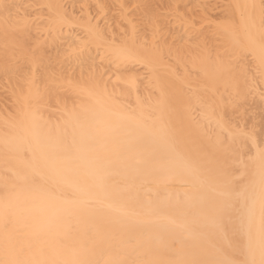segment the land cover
Masks as SVG:
<instances>
[{
	"label": "bare ground",
	"instance_id": "bare-ground-1",
	"mask_svg": "<svg viewBox=\"0 0 264 264\" xmlns=\"http://www.w3.org/2000/svg\"><path fill=\"white\" fill-rule=\"evenodd\" d=\"M72 1L0 0V264H264V0Z\"/></svg>",
	"mask_w": 264,
	"mask_h": 264
},
{
	"label": "rangeland",
	"instance_id": "rangeland-1",
	"mask_svg": "<svg viewBox=\"0 0 264 264\" xmlns=\"http://www.w3.org/2000/svg\"><path fill=\"white\" fill-rule=\"evenodd\" d=\"M69 1H71V2H70L71 4H69ZM67 2H68V4H69V6L72 5V4H74L72 0H67ZM108 4H109V3H108ZM105 6H107V3H106ZM89 7H91V6H89ZM110 7H111V8H110ZM112 7H113V5H112V6H109V8H108V6H107V8L110 9V10L108 11V10L106 9V12H105V14L108 12V13L106 14V16L109 17V16L111 15V16H110L111 19L109 18L110 20L108 19V21H107V22L110 21V22L107 24V25H109V27H107V25H106V27H103L102 24H101L102 26H101V25H100V26H101V28L103 27V30L106 31V32H104V33H107L108 36H112V34H113V37H115L116 39H118V38H119V34H120V36H121V34H122L123 32H122V33H119V31H118V33H119V34H118L117 31H116V29H115V28H117V27H115V26H119L118 24H116V21L119 20V19H118L119 15L116 14V11H115L116 8L113 9ZM91 8H92L93 10H92ZM91 8H89V11L91 12V14L94 12V15H95V11H94L95 8H93V6H92ZM28 9H29V8H28ZM76 9H77V5H76ZM111 9H113V11H112ZM91 10H92L93 12H92ZM129 11L131 12L132 9L129 10ZM110 12H111V13H110ZM117 12H118V10H117ZM105 14H104V15H105ZM118 14H119V13H118ZM92 15H93V14H92ZM116 15H117L118 17H116ZM106 16H104V17H102V18H106V20H107V17H106ZM115 17L117 18V20H116ZM100 18H101V16H100ZM120 19H121V18H120ZM100 20H101V19H100ZM106 20H105V21H106ZM111 21H112V22H111ZM120 21H122V20H120ZM113 22H114V24H116V25H114ZM33 23H34V22H33ZM111 23H112V25H110ZM34 24H36V23H34ZM121 24H122V23L120 22V26L118 27V29H119V28H122V29L125 30V28H124L125 26H122ZM124 24H125V23H124ZM124 24H123V25H124ZM113 25H114V26H113ZM104 26H105V25H104ZM112 27H113V28H112ZM36 28H37V27H36ZM105 28H106V29H105ZM37 30H38V29H37ZM111 30H112V31H111ZM124 30H122V31H124ZM120 31H121V29H120ZM32 32H33V31L30 30V31L27 32L26 34H27V35H28V33L31 34V35L34 34V35H32V37L34 36V39H35L36 37H38V36H37V33L39 32V30H38L37 33H36V31H35L34 33H32ZM113 32H115V34H114ZM31 35H30V36H31ZM25 36H26V35H25ZM27 37L30 38L29 36H27ZM25 38H26V37H25ZM25 38H24V42H25V44L28 43V45H29L30 42L34 41V39L31 38V39H28V40H30V41L27 42L28 40H27V38H26V40H25ZM38 39H39V38H38ZM38 39H37V40H38ZM43 39H44V38H43ZM43 39H42V40H43ZM31 40H32V41H31ZM40 40H41V39H40ZM20 42H22V41H20ZM35 42H36V40L34 41V45H35ZM36 43H37V42H36ZM39 43H40V41H39ZM34 45L32 44L31 46H34ZM29 46H30V45H29ZM55 47H56V46H54V45L52 46V48L56 49ZM58 47H59V46H58ZM58 47H57V49H58ZM28 48H29V47H28ZM30 48H31V47H30ZM32 48H33V47H32ZM50 48H51V47H50ZM52 48H51L50 51H49V49H48V47H47V49H48V52H47V51H45V49H46V47H45L44 52H45V55H47L46 57L48 58L50 65H51V63L53 62L52 64H54V66H55V67H54V66H51V68H52V67L54 68V69H53V68L51 69L52 71L54 70V73H53V75H54V74L57 73V71H56V69H57V68H56L57 65H55V62L53 61V60L56 59V58L53 59V57H54V55H53V53H54V49H52ZM47 49H46V50H47ZM57 49L55 50V52L57 51ZM52 50H53V51H52ZM1 51H2V50H0V52H1ZM51 51H52V52H51ZM59 52H60V51H59ZM59 52H58V53H59ZM58 55H59V54H58ZM2 56H5V55L3 54V52L0 53V60H1V61H0V65H2L1 63H3V62H2V60H3V57H2ZM51 57H52V58H51ZM55 57H57V53H56ZM52 59H53V60H52ZM3 61H4V60H3ZM56 64H57V63H56ZM50 65L48 66L49 68L47 67L49 70H50ZM58 66H59V65H58ZM23 67H24V66H23ZM55 68H56V69H55ZM139 69L141 70V67H137V70H139ZM46 70H47V69H46ZM46 70H45L44 72H42V73L39 74V80H40V81L45 77V75H46V73H47ZM103 70H104V73H105V72H106V69H103ZM58 71H59V70H58ZM77 71H79V70H76L75 73H76ZM141 71L143 72V70H141ZM141 71H140V72H141ZM49 72H50V71H49ZM49 72H48V73H49ZM55 72H56V73H55ZM60 72H61V74H62V76H63L64 73H62V71H59V73H60ZM72 72H74V71H72ZM59 73H58V74H59ZM51 74H52V73H51ZM58 74H56V76H57ZM72 74H73V73H72ZM76 74H77V73H76ZM76 74H74V76H75ZM78 75H79V74H78ZM64 76H65V75H64ZM40 77H41V79H40ZM60 77H61V76H60ZM75 77H77V76H75ZM139 77L142 78L143 76H139ZM2 78H3V77H2ZM106 78H107V76H106ZM110 78H111V77H110ZM74 79H76V78H74ZM108 79H109V78H108ZM112 79H113V78H112ZM112 79H111V81H113ZM1 80H2L3 83H2V82L0 83V100H1V101H0V104H1V105H0V106H2V105L4 106V108H3V112H4V109H5V106H6V108L8 109V110H7V109H6V110L9 111V112L6 111L7 114H8V115H9V113H12V114H13V112H14V107H13L14 100L12 99V95H11V94H13V93H11L12 89H9L11 86L8 87V85L5 84V83H6V80H4L5 83H4L3 79H1ZM7 83H8V82H7ZM111 85H112V84H111ZM42 86H43V85H42ZM2 87H3V88H2ZM4 87H5V88H4ZM61 92H63V91H61ZM61 92H57V95H58V96L61 95V96L63 97V95L60 94ZM58 93H59V94H58ZM63 94H66V95L63 97V98L65 99V102H67V100L70 101V102H67V103H72V102H73V99H71V98L68 99V97L70 96V94H69V96H67L68 94H67L66 92L63 93ZM61 96H59V97L61 98ZM60 98H59V99H60ZM61 99H62V98H61ZM64 99H62V101H64ZM60 101H61V100H60ZM250 101H251V102H248V101H247L245 104H243V105L241 104V105L239 106L240 109H242V108L245 107V105L247 104V106L245 107V109H243L242 111H244V110H246V109H247V110L249 109V111H248V112H247V110H246V112L244 111L245 113H244V115H243V117H242L244 120H239V121H241V123L244 124V128H245V129L248 128L249 130H250V128L255 127V125H259V124L261 123V121H262V118H261V114H262V113H260V110H257V109H260V108H257V107H258V104H257L256 100L253 98V100L250 99ZM253 101H254V102H253ZM1 102H2V103H1ZM51 102H52V101H51ZM3 103H4V104H3ZM250 103H252V104H250ZM55 105H56V104H55L54 102H52V103L49 102V104L47 105V106H49V107H46L47 109L50 110V112H49L48 114H51V113L53 114V113H54L55 116H56V115H57V112H58V113L60 112V111L58 110V108H57V105H56V107H55ZM242 106H243V107H242ZM254 106H257V107L254 108ZM248 107H249V108H248ZM250 107H251V108H250ZM0 109H1V108H0ZM47 109H46V111L48 112ZM255 109H256V110H255ZM1 110H2V109H1ZM253 110H254V112H252ZM242 111H241V112H242ZM255 111H256V112H255ZM6 112H4L3 114H2L1 112H0V113H1L2 115H4ZM237 112H238V111H236V112H234V113H235V115L239 116V113H237ZM239 112H240V111H239ZM249 112H250V113H249ZM251 112H252V113H251ZM236 113H237V114H236ZM248 113L251 114V115H249ZM256 113H257V114H256ZM259 113H260V114H259ZM52 114H51V115H52ZM54 114H53V116H54ZM241 114H243V113H240V115H241ZM247 115H248V116H247ZM9 116H10V115H9ZM241 116H242V115H241ZM245 116H247V117H245ZM51 117H52V116H51ZM232 117H235V116L232 115L231 118H232ZM239 117H240V116H239ZM239 117H238V118H239ZM250 117H251L252 119H251ZM253 117H254V118H253ZM238 118H237V119H238ZM242 118H240V119H242ZM246 118H247V119H246ZM255 118L258 119V120H256ZM235 119H236V117H235ZM235 119H234V120H235ZM249 119H250V120H249ZM253 119H254V120H253ZM231 120H232V119H231ZM247 120H248L249 122H248ZM252 120H253V121H256L255 124H254V122H252V123L250 122V121H252ZM236 121H237V120H236ZM236 121H233L234 124H235V123L238 124V122H236ZM244 121H245V122H244ZM243 122H244V123H243ZM246 122L249 123V124L251 123L250 126H249V125H246V124H247ZM245 123H246V124H245ZM239 124H240V123H239ZM239 124H238V125H239ZM242 124H240V126H242ZM235 125H236V124H235ZM245 126H246L247 128H246ZM249 127H250V128H249ZM256 127H257V126H256ZM259 127H261V126H258V128H259ZM248 129H247V130H248ZM256 129H257V128H254V131H255V132L258 130V129H257V130H256ZM260 130H261V129L259 128V130H258L257 132H259ZM250 132H251V131H250Z\"/></svg>",
	"mask_w": 264,
	"mask_h": 264
}]
</instances>
